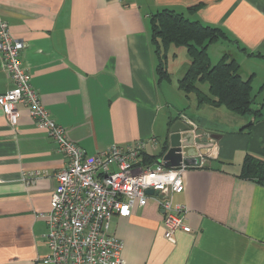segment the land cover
Listing matches in <instances>:
<instances>
[{"label": "crops", "instance_id": "1", "mask_svg": "<svg viewBox=\"0 0 264 264\" xmlns=\"http://www.w3.org/2000/svg\"><path fill=\"white\" fill-rule=\"evenodd\" d=\"M163 9L232 37L241 51V61L234 59L240 76L251 79L254 101H264V0H0V19L23 42L21 64L51 119L86 155L141 141L144 153L165 166L197 160L173 197L191 231L165 240L162 213L149 199L110 222L123 264H264V184L239 177L245 156L264 163V102L252 108L261 116L228 128L213 119L224 107L198 106L178 81L176 87L165 86L171 79L158 81L149 20ZM171 50L174 62L179 53ZM10 89L0 54V95ZM18 109L11 127L0 108V264H36L48 253L40 216L49 209L55 174L67 164ZM179 122L189 128L172 133Z\"/></svg>", "mask_w": 264, "mask_h": 264}, {"label": "built area", "instance_id": "2", "mask_svg": "<svg viewBox=\"0 0 264 264\" xmlns=\"http://www.w3.org/2000/svg\"><path fill=\"white\" fill-rule=\"evenodd\" d=\"M23 48V42L15 39L0 19L2 66L11 82V89L0 95V108L11 127L21 117L18 107L24 108L35 127L47 134L67 161L55 174L57 185L49 209L40 216L48 253L36 264H123V244L110 233V222L113 217H129L135 207L144 206L149 199L162 213L165 240L173 242L179 230L189 233L191 229L184 223L186 209L173 201L184 190L188 164L182 160L176 166L158 161L145 164V143L141 141L114 144L103 152L86 155L51 119L30 84L20 61ZM148 190L153 195H147Z\"/></svg>", "mask_w": 264, "mask_h": 264}, {"label": "trees", "instance_id": "3", "mask_svg": "<svg viewBox=\"0 0 264 264\" xmlns=\"http://www.w3.org/2000/svg\"><path fill=\"white\" fill-rule=\"evenodd\" d=\"M200 5L189 7L187 12L194 14ZM150 41L154 45L157 57L156 74L158 81H170L167 69L168 51L173 48L179 53L184 49L189 57V66L178 80V89L185 95L194 94L197 105L213 108L224 107L231 113L244 117L261 116V111L252 110L251 79L243 80L239 64L227 53L211 65L207 49L219 41H228L227 35L219 28L190 21L182 14L163 9L150 16ZM174 54L173 58H176ZM207 84L208 92L198 87ZM171 125V122H170ZM143 162L156 163L158 156L142 154ZM241 179L264 184V163L252 156H245L240 172Z\"/></svg>", "mask_w": 264, "mask_h": 264}, {"label": "rangeland", "instance_id": "4", "mask_svg": "<svg viewBox=\"0 0 264 264\" xmlns=\"http://www.w3.org/2000/svg\"><path fill=\"white\" fill-rule=\"evenodd\" d=\"M235 46H237V43L233 40L232 37H230V40L228 41H219L216 44H212L208 47V54H209V58H210V63L211 65L216 64L221 56L224 53H227L232 59H235L237 61H241V54L238 51V48H236ZM173 52V48L170 51V53ZM171 56H169L168 58V63H167V69L171 72L170 73V84L165 83V86L169 87L168 85L171 86H177V81L183 76V74L185 73V71L187 70L188 66H189V57L187 56L186 52L184 49H180L179 50V55L177 60H175L174 62L171 61ZM250 68H254L253 66H249ZM261 72V73H260ZM260 74H264L263 71H259ZM264 77V75H263ZM262 77V78H263ZM262 81H264V79H262ZM200 88V90L203 93L207 94V84H201L198 86ZM193 94H191L190 96L192 97ZM252 95L255 96V91H252ZM183 95H182V99H181V104H184L182 107H185L186 105H188L189 103H184L183 100ZM173 100H175L176 102V96H174ZM189 99L187 98L186 101H188ZM262 102L259 98H255L254 104L252 105V108L256 109L258 108ZM191 105V104H190ZM192 106V105H191ZM189 110L188 106L185 107V111L187 112ZM221 111H223L224 114H217L219 116H215L213 119L215 120L216 123L218 124H225L224 127H228L230 128V126H232L234 123H237L238 121L242 120V119H249V117L245 116L243 118H241L240 116H237L233 113H231L230 111H228L226 108H221ZM215 129V128H214ZM214 129H209L210 131ZM46 231V228H45Z\"/></svg>", "mask_w": 264, "mask_h": 264}, {"label": "water", "instance_id": "5", "mask_svg": "<svg viewBox=\"0 0 264 264\" xmlns=\"http://www.w3.org/2000/svg\"><path fill=\"white\" fill-rule=\"evenodd\" d=\"M178 125H180V128H175V127H172V129H171V132L172 133H174V134H178L179 132H181V131H187V127L184 125V123L183 122H179L178 123ZM178 141H179V139H178ZM172 147H179V144L178 145H171ZM172 150H173V148H172ZM172 150L168 153V156L166 157V159H168V157L169 156H171L172 155ZM184 154H186V151L184 152ZM177 162H179V161H175V162H173V163H171V165H168V166H176V164L178 165V163ZM189 162H192V163H194V162H197V160H195V161H193V160H189V159H185L184 160V164H188ZM147 195H149V196H151V195H153V192H152V190H148V191H146L145 192Z\"/></svg>", "mask_w": 264, "mask_h": 264}]
</instances>
